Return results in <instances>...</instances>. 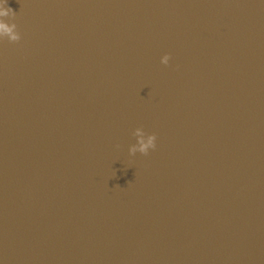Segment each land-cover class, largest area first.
Here are the masks:
<instances>
[{"label": "water", "instance_id": "obj_1", "mask_svg": "<svg viewBox=\"0 0 264 264\" xmlns=\"http://www.w3.org/2000/svg\"><path fill=\"white\" fill-rule=\"evenodd\" d=\"M8 6L0 264H264V0Z\"/></svg>", "mask_w": 264, "mask_h": 264}, {"label": "clouds", "instance_id": "obj_2", "mask_svg": "<svg viewBox=\"0 0 264 264\" xmlns=\"http://www.w3.org/2000/svg\"><path fill=\"white\" fill-rule=\"evenodd\" d=\"M14 12L11 7L8 6V0H0V37H8L10 40H19L20 35L15 31L16 25L9 24L4 17L13 15ZM168 56L163 57L164 63H167ZM138 137L137 145L133 146L132 151H140L141 153H147L149 149L155 147V134L145 136L140 129L136 130Z\"/></svg>", "mask_w": 264, "mask_h": 264}]
</instances>
